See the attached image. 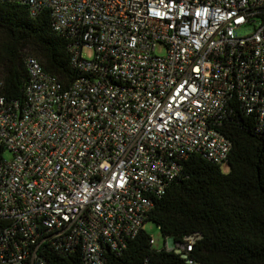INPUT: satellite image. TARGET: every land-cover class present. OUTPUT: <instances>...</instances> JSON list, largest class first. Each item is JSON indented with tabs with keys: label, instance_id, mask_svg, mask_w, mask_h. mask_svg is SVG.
<instances>
[{
	"label": "built area",
	"instance_id": "built-area-1",
	"mask_svg": "<svg viewBox=\"0 0 264 264\" xmlns=\"http://www.w3.org/2000/svg\"><path fill=\"white\" fill-rule=\"evenodd\" d=\"M2 1L47 10L77 75L65 89L27 55L23 102L0 96V264H107L184 161L226 164L224 119L264 133V0ZM198 238L165 248L199 264Z\"/></svg>",
	"mask_w": 264,
	"mask_h": 264
},
{
	"label": "trees",
	"instance_id": "trees-1",
	"mask_svg": "<svg viewBox=\"0 0 264 264\" xmlns=\"http://www.w3.org/2000/svg\"><path fill=\"white\" fill-rule=\"evenodd\" d=\"M68 44L47 10L33 16L25 5L0 2V96L23 102L27 55L67 89L77 75ZM256 126L242 111L224 119L217 129L231 142L227 172L190 156L147 215L164 243L197 234L189 256L199 264H264V133ZM150 240L143 229L122 251H107V264H186L173 250L153 249ZM42 255L46 264H82L77 252Z\"/></svg>",
	"mask_w": 264,
	"mask_h": 264
},
{
	"label": "rangeland",
	"instance_id": "rangeland-1",
	"mask_svg": "<svg viewBox=\"0 0 264 264\" xmlns=\"http://www.w3.org/2000/svg\"><path fill=\"white\" fill-rule=\"evenodd\" d=\"M158 52L161 53L162 51L158 49ZM82 55L84 58L91 60L94 56V52L91 48L85 47L82 51ZM3 158L4 159H10V154L8 153H3ZM228 170L227 165L223 164L221 165V171L223 173H226ZM144 230L146 231V233L151 237V239L153 240V245L152 248L155 250H161L162 248H164L167 245H173V242L171 239H166V243H164V239L159 231V229L157 228L156 224L148 221L145 223L144 225Z\"/></svg>",
	"mask_w": 264,
	"mask_h": 264
}]
</instances>
